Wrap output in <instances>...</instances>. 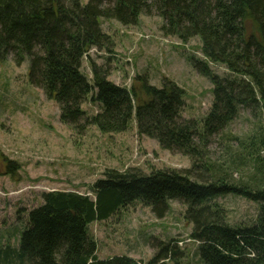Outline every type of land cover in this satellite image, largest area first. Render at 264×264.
<instances>
[{
	"label": "trees",
	"instance_id": "trees-1",
	"mask_svg": "<svg viewBox=\"0 0 264 264\" xmlns=\"http://www.w3.org/2000/svg\"><path fill=\"white\" fill-rule=\"evenodd\" d=\"M142 15L165 20L162 31L183 43L198 38L204 59L189 58L213 85V103L201 120L183 119L186 92L173 81L162 87L140 75L131 89L109 80V71L92 64L93 79L83 62L97 48L111 49L104 20L137 25ZM13 57L29 63V81L60 107V120L79 131L95 126L102 134L127 132L136 122L140 137L156 140L172 153L192 160L185 171L132 168L109 169L90 188L43 194L44 202L28 213L18 247L0 245V264H169L178 251L173 242L160 243L148 261L129 255L98 257L90 233L96 222L141 203L165 218L171 202L186 205L193 224L191 239L199 243L204 264H264V0H0V62ZM210 63L223 65L220 76ZM97 104L87 116L83 105ZM241 110L259 118L239 149L226 151L229 160H213L210 148ZM247 178L236 179L239 161ZM14 165L8 170L13 172ZM235 195L259 206L251 224L233 225L219 197Z\"/></svg>",
	"mask_w": 264,
	"mask_h": 264
},
{
	"label": "rangeland",
	"instance_id": "rangeland-1",
	"mask_svg": "<svg viewBox=\"0 0 264 264\" xmlns=\"http://www.w3.org/2000/svg\"><path fill=\"white\" fill-rule=\"evenodd\" d=\"M86 3L88 0H82ZM165 20L142 15L137 25L125 26L115 20H104L103 29L113 41L111 49L97 48L84 59L83 72L93 79L92 64L109 71V80L131 89L138 88L136 78L148 75L149 84L162 87L173 81L185 90L183 119L201 120L211 109L213 85L198 73L189 58L203 60L198 38L188 43L162 31ZM220 76L229 75L223 65L210 63ZM87 116L100 107L89 101L83 105ZM264 119V118H263ZM259 118L241 110L238 118L219 136L213 138L210 156L222 162L229 160L226 151L239 149V140L251 134ZM233 176L247 178L250 165L240 162ZM14 165L13 172L8 170ZM137 168L185 171L192 160L182 154L164 150L148 137H140L136 122L121 134H102L95 126L79 131L60 120L57 102L29 81V63L18 65L11 56L0 62V245L18 247L28 213L43 202V194L52 191H76L93 196L91 187L109 169L126 171ZM216 203L226 210L233 225L255 221L259 206L243 197L226 195ZM187 207L171 202L165 218H158L141 203L116 214L108 221L90 226L98 242V257L107 259L129 255L148 261L158 253L160 243L173 242L177 261L169 264H204L198 252L199 243L191 239L193 224L185 218Z\"/></svg>",
	"mask_w": 264,
	"mask_h": 264
}]
</instances>
